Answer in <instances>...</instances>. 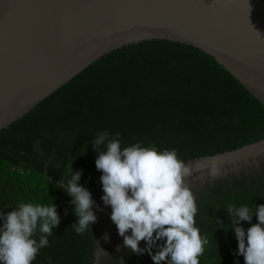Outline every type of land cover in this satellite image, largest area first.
<instances>
[{
  "label": "trees",
  "instance_id": "trees-1",
  "mask_svg": "<svg viewBox=\"0 0 264 264\" xmlns=\"http://www.w3.org/2000/svg\"><path fill=\"white\" fill-rule=\"evenodd\" d=\"M263 138L264 104L210 54L114 50L0 130V264H264V158L117 220L78 199L119 212L166 168Z\"/></svg>",
  "mask_w": 264,
  "mask_h": 264
},
{
  "label": "water",
  "instance_id": "water-1",
  "mask_svg": "<svg viewBox=\"0 0 264 264\" xmlns=\"http://www.w3.org/2000/svg\"><path fill=\"white\" fill-rule=\"evenodd\" d=\"M151 40L210 54L264 104V0H0V130L101 57ZM262 158L264 138L166 168L119 212L78 199L117 220L163 188L249 170Z\"/></svg>",
  "mask_w": 264,
  "mask_h": 264
}]
</instances>
